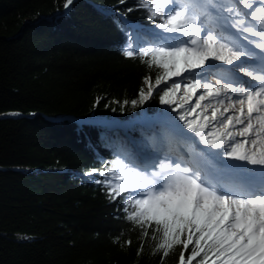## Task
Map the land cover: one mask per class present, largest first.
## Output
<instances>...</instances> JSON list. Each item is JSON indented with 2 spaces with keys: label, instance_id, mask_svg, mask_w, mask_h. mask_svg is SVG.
Listing matches in <instances>:
<instances>
[{
  "label": "trees",
  "instance_id": "obj_1",
  "mask_svg": "<svg viewBox=\"0 0 264 264\" xmlns=\"http://www.w3.org/2000/svg\"><path fill=\"white\" fill-rule=\"evenodd\" d=\"M65 2L0 0V115H23L0 118V264H179L194 244L167 257L156 250L152 229L145 237L128 219L146 189L132 190L118 163L137 170L123 138L148 142L159 132L171 144V136L160 125L94 122L162 112L163 85L132 104L161 71L139 51L174 46L177 33L157 27L155 0ZM108 182L130 190L112 199Z\"/></svg>",
  "mask_w": 264,
  "mask_h": 264
},
{
  "label": "snow or ice",
  "instance_id": "obj_2",
  "mask_svg": "<svg viewBox=\"0 0 264 264\" xmlns=\"http://www.w3.org/2000/svg\"><path fill=\"white\" fill-rule=\"evenodd\" d=\"M72 3L73 0H66L65 9ZM155 3L152 15H160L163 19L157 27L188 39L177 46L160 45L139 51L141 58H149V67L155 66L161 71L154 83L151 78L145 79L146 90L140 91L139 100L132 101L133 106L150 98L161 84L168 85L174 77L203 68L209 60L233 65L241 57L252 56L222 31L218 33V17L213 16L211 9L227 12L225 19L230 27L258 38L259 42H248L254 43L255 48L264 53V0H236L219 7L213 0H155ZM237 4L250 11L242 12ZM169 8L166 13L165 9ZM246 17L254 23H249ZM124 55L133 58L136 53L126 50ZM236 68L258 82L259 87L245 90L239 85L234 86L235 81L225 80L222 83L223 77L217 78L216 87L207 82L201 84L196 79L184 85L173 80L162 90L160 103L183 108L190 97L202 90L204 94L198 97L194 107L180 115V120L204 144L223 149L229 159L264 167V147H258L264 145V58L255 67L242 63L226 71L234 74ZM178 93L181 95L178 96ZM229 93L240 98L224 106L222 112L211 103H200L206 98H214L218 105H222L219 97L223 94L231 99ZM209 108L212 109L210 117L206 114ZM197 109H201L199 114ZM230 110H234V114L225 115ZM189 116H195V119H188ZM213 124L218 126L216 131L211 127ZM238 125L242 127L237 128ZM237 137L243 139L237 140ZM118 163L132 178V190L146 189L142 198L129 202L133 210L128 219L142 229L145 237L149 235L148 229H152L151 238L157 241L156 250H162L164 257L175 246L182 245L187 250L189 245L194 244L187 260L181 253L179 264H192L201 254L200 264H208L210 258L211 264H264V183L259 190L251 184H225L222 187L227 191H223L220 185L203 177L198 169H193L182 159L166 157L151 172H141ZM228 167L231 169L229 176L246 179L247 169ZM119 179L125 177L120 176ZM107 186L112 199L130 190L127 184L113 185L108 182Z\"/></svg>",
  "mask_w": 264,
  "mask_h": 264
},
{
  "label": "bare ground",
  "instance_id": "obj_3",
  "mask_svg": "<svg viewBox=\"0 0 264 264\" xmlns=\"http://www.w3.org/2000/svg\"><path fill=\"white\" fill-rule=\"evenodd\" d=\"M235 2L236 0H213V3H215L218 7L227 6ZM237 6L240 8L242 12L247 13L250 11L249 9H244L242 5L237 4ZM211 11L214 17H218V19L216 20V23L220 26L218 28V33L222 31L223 34L229 40H232L233 42H235L240 47H243L246 50L240 37H242L243 39H246L245 37L247 38H250V37L246 33H242L238 31L237 29L230 27L229 22L225 19L228 16L227 12H223L222 10L218 11L217 9H211ZM203 20L204 18L202 17L201 23H203ZM246 20L249 23H254L250 20V17H246ZM228 31L230 32L229 34L226 33ZM242 63L245 64V66L253 67L247 62L242 61V59L238 61H234L233 65H226L220 61L209 60L206 62L203 68L195 69L194 72L195 74L199 75L200 78H202L205 82L211 83L214 87L217 86L216 85L217 78H221V77H223L221 81L222 83L225 80L235 81L234 86L239 85L241 87H244L245 90H252L253 87H259L258 82L252 83V79L244 75V73L242 71H239L238 68H236V71L234 74L229 71H226L229 69H233L236 67V65H240ZM200 92L204 93L202 90H200ZM228 96H230L231 99H228L223 94L219 97V99L223 102L222 105H218L217 100L214 98H207L206 101L201 105H206V104L211 103L212 106L218 107L219 110L222 112L224 106L234 103L240 98L238 95L232 94V93H229ZM179 102L180 101L178 100V103ZM192 103L193 101L189 102L187 106L190 107ZM189 107H186V109H188ZM238 107L239 106L237 105V109ZM198 110H201V109H198ZM211 110L212 109L209 108L208 112L206 113L207 115H209V117L211 114ZM165 112L167 116L164 120L159 119L157 120V122H155L152 125H143V126L154 127L156 125H160L162 128H164L166 133H168L170 136L172 135L170 137L172 140L171 144H173L172 148L167 150L166 144H164L163 142L165 138L164 140H162L159 132L158 133L154 132V135L148 136V141H151L150 143L151 147H147V145L146 146L140 145V143H144V142L145 144L146 143L148 144V142L146 141L140 142V141H136L133 139L131 140L128 139L130 141L131 157H133L135 161L137 160L142 165L149 167V166H152L156 162L160 154H165L170 151V153H172L171 155H174L176 159H182L183 161L190 164L193 169H198L201 172L202 176L207 177L211 182H214L212 180L214 177V174H216L218 178L221 176H228V178H224L218 183V185L221 186V190L223 191H227L226 188L222 187L223 185L231 184V183H238L237 182L238 178L231 177L228 175V173L231 171V169L228 166H232L233 168H243L247 170L254 169L253 165L247 164L245 162L229 159L223 153V149H214V148L209 147L208 145L205 146L204 143L201 141L200 137L196 136L195 133L193 132H190L191 138H187V139H184L176 135L174 136L169 131H167L166 128L164 127V126L167 127L168 125H170V123L171 124L174 123V120L171 119V114L169 110ZM233 114H234V110H230L227 113H225V115H233ZM218 116H219V112H218ZM239 127H242V126L238 125L237 128ZM125 130H128V128L124 129L123 131ZM241 139L243 138L237 137V140H241ZM152 143L154 146H152ZM193 145H197V146L202 145V148H198V147L193 148L192 147ZM258 147H264V145H258ZM214 156H216V158H214ZM262 169H264V167H262ZM229 179H232V182H230Z\"/></svg>",
  "mask_w": 264,
  "mask_h": 264
},
{
  "label": "rangeland",
  "instance_id": "obj_4",
  "mask_svg": "<svg viewBox=\"0 0 264 264\" xmlns=\"http://www.w3.org/2000/svg\"><path fill=\"white\" fill-rule=\"evenodd\" d=\"M201 35L203 36L204 35V33H201ZM175 37H176V40H175V42H174V46H177V45H179L182 41H186L188 38L187 37H184V36H181L179 33H177V34H175ZM242 58V57H241ZM240 58V59H241ZM243 59V58H242ZM191 79H196V80H200L201 81V84H203V83H205V81L202 79V78H200V76L199 75H197V74H195V72H194V70H191L190 72H185V73H183L180 77H174L173 78V80L176 82V83H180L181 85H184V84H187V83H189L190 82V80ZM173 80H169L168 81V85H165V84H161V85H163L164 87V89L167 87V86H170L171 85V83L173 82ZM252 83H255V81H253L252 80ZM257 85V84H256ZM204 93H201L200 92V90H198L197 91V93H196V95L195 96H193V97H190V100H189V102H191V101H193V103H192V105L190 106V107H194L195 106V104H196V101H197V99H198V97L200 96V95H203ZM178 96H180L181 94L180 93H178L177 94ZM207 99V98H206ZM206 99L204 100V101H200V103L201 104H203L205 101H206ZM148 99H146L144 102H146ZM143 102V103H144ZM188 102V103H189ZM147 103V102H146ZM188 103H185L184 104V107L183 108H177V105H165V104H163L162 105V112L158 115V116H160L161 114H165L166 115V112L165 111H167V110H169V112H170V114H171V119L172 120H176L177 119V113L179 112V111H183V112H185V111H187V109H186V107H189V106H187V104ZM189 107V108H190ZM173 108H177V110L176 111H174L173 110ZM181 109V110H180ZM197 114H199L200 112H201V110H198L197 109ZM167 116V115H166ZM140 118H139V120L140 119H143V118H147V117H149V114L146 112V111H143L142 112V115L141 116H139ZM133 119V118H132ZM188 119H195V116H189L188 117ZM171 120V121H172ZM169 126V127H168ZM167 127L166 126H164L165 128H166V130L167 131H169L171 134H173V132L172 131H170V127L172 126V127H176V129L177 130H181L182 129V132L184 133V135H188L190 138H191V131L186 127V125H185V122L184 123H182L181 125H178V127L175 125V123H170V125H168ZM181 126V127H180ZM211 127H212V129H213V131H216L217 129H218V126L217 125H215V124H213V125H211ZM184 128V129H183ZM165 130V129H164ZM122 131V130H121ZM206 131H207V129H206ZM220 131H222V129L220 130ZM169 135V134H168ZM174 135V134H173ZM149 136V135H148ZM147 136V137H148ZM172 136V135H171ZM175 136V135H174ZM127 137H129V136H127ZM130 140V139H129ZM128 139H127V141L123 138L120 142L122 143V144H124V145H126L127 146V150H126V153L127 154H129V155H131V148H130V141H129ZM151 141H148V144L146 143H140V145L141 146H146L147 145V147H151ZM205 146H207L206 144H204ZM152 146H154L153 145V143H152ZM166 147H167V150H169V149H171L172 148V145H166ZM193 148H202V145H199V146H197V145H193L192 146ZM151 149V148H150ZM153 149V148H152ZM172 153H170V151L168 152V153H165V154H160L159 155V157L157 158V160H156V162L152 165V166H149V167H147V166H144V165H142L141 163H139L137 160L135 161L134 159H133V157H131L132 159V165H135L136 166V168H137V170H144V171H148V172H151V171H154V170H156V166L159 164V162L161 161V160H164L166 157H168V158H171V159H173V160H175L176 159V157L174 156V155H171ZM165 155V156H164ZM202 155H204V154H202ZM174 156V157H173ZM200 157H202V156H200ZM214 158H216V156H214ZM134 163V164H133ZM138 166V167H137ZM139 166H141V167H143V168H141V167H139ZM146 167V168H145ZM254 167H256V166H254Z\"/></svg>",
  "mask_w": 264,
  "mask_h": 264
},
{
  "label": "water",
  "instance_id": "obj_5",
  "mask_svg": "<svg viewBox=\"0 0 264 264\" xmlns=\"http://www.w3.org/2000/svg\"><path fill=\"white\" fill-rule=\"evenodd\" d=\"M23 115L20 112H8L5 114L0 115V118L2 119H8V118H20ZM137 120H134L133 123H135ZM96 124H102V122L100 120H96L94 121ZM104 125V124H102ZM134 125V124H133Z\"/></svg>",
  "mask_w": 264,
  "mask_h": 264
}]
</instances>
